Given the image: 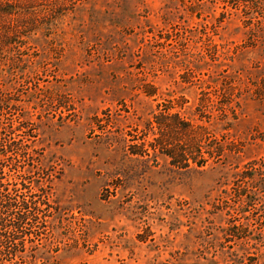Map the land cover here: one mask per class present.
Masks as SVG:
<instances>
[{"label":"rangeland","instance_id":"obj_1","mask_svg":"<svg viewBox=\"0 0 264 264\" xmlns=\"http://www.w3.org/2000/svg\"><path fill=\"white\" fill-rule=\"evenodd\" d=\"M46 4L52 7L45 13L62 14L57 27L35 36L37 44L17 40L0 58V89L7 95L0 144L12 143L0 161L6 226L0 248L26 252L0 255V263L264 264V192L257 204L237 211L236 194L246 183H234L233 169L264 161V99L256 97L264 32L258 43L235 15L222 19L220 0ZM189 29L202 38H186ZM205 33L217 44L250 47L230 76L238 80L239 98L227 131L216 116L230 99L206 108L210 89L199 78L181 82L182 62L192 54L185 47L202 52ZM168 35L183 43L170 46ZM208 57L204 80L212 73ZM224 75L215 76L219 86ZM146 85L157 88L154 96L144 93ZM185 107L188 115L201 113L199 123L228 145L226 167L211 162L203 171H183L165 152L153 153L160 135L154 115ZM4 204L18 209L11 213ZM17 214L26 220L20 223Z\"/></svg>","mask_w":264,"mask_h":264},{"label":"trees","instance_id":"obj_2","mask_svg":"<svg viewBox=\"0 0 264 264\" xmlns=\"http://www.w3.org/2000/svg\"><path fill=\"white\" fill-rule=\"evenodd\" d=\"M49 1L50 0H0V58L6 50L13 49L17 44V40L25 39L37 44L38 39H35V36L42 33L43 36L46 37L44 31L53 30L57 27V23L61 18L59 16L62 14L57 11L58 9L53 11L52 14L45 13L47 10L46 7L50 6L46 4ZM220 2L223 3V6L219 16L225 20L228 19L229 16L235 15L242 21L244 27L249 29L252 39L259 43L262 38L261 34L264 32V0H220ZM194 3V1L191 2V4ZM204 27L207 28V25H204ZM196 28L198 29V27ZM171 29L169 28L166 31L172 32ZM195 30L189 29L186 31V33H188L186 38H202L198 36L199 32H195ZM194 33H197V35ZM204 36L206 40L202 45V52L194 53L192 51L193 49L188 48L186 45V52H192V54L186 57L182 62L184 72L180 75L182 79L181 82L192 84L194 80L199 78V80L205 84V89H210L208 92H204L207 93L204 95L208 96L205 99L207 102L205 104H208L204 105L206 108L210 106L212 109L215 105V101L219 103L224 97L230 99L223 102L222 105L224 107L218 110V115L216 116L217 119L222 122L220 124L221 130L227 131L232 126V120L237 119L238 106L236 104L233 106V102H236L235 98H239L236 93V90H239L237 89L238 80L235 78L232 79L230 76L235 74L236 77L238 72L234 70L236 60L240 57V54H243L246 50H250V47L249 45H245L246 43L234 45L233 47L230 46L229 43L217 44L211 39L210 34L205 33ZM165 37L166 43L170 41L169 39H174V41L169 44L170 46H174V43H183L181 40L182 38L177 39L174 38L173 35ZM208 56H210L212 61L209 60L212 63L206 66L208 70H212V73H208L209 80H204L202 77L206 75V73H204L206 67H203L207 62L206 58H209ZM226 61H229V63ZM16 65L19 66L17 68H20L19 63H16ZM212 66L218 70L213 71ZM21 73L23 72L21 71ZM222 73L225 74V79L221 80L219 86L218 81H215V76L221 75ZM2 74L3 72L0 70L1 78H3ZM253 85L256 84L253 83ZM214 89L217 91L215 94L211 92ZM256 91V97H260V100L264 99V77H262L258 85H256ZM156 92L157 88L154 85H146L144 87V93L147 96L152 97ZM211 94L215 95L214 100L209 97ZM201 101L203 102V100ZM6 103L7 95L0 89V108H4ZM201 106L203 107V105ZM187 108L188 107H185L184 113L180 111L177 113H170L169 110H166L154 115L155 127L159 130L160 135L154 138V144L151 145L153 153L156 154L158 151L165 152L164 155L170 159L171 164L183 171H203L206 167L210 166L211 162L214 165L217 164L226 167L227 164H225L224 161H226L225 153L226 150H228V145L226 146L217 135H212V133L208 132L209 127L204 125V123H199V121H203L201 113L194 112L188 115ZM230 117L232 119H230ZM209 118H211V115ZM17 119H21V117L18 115ZM1 120L2 118H0V121ZM102 134H105V132L102 131ZM222 137L224 138V135ZM3 141V137L0 135V142ZM11 144L12 143L0 144V161L6 156L4 149H8ZM229 151L231 153L232 149H229ZM233 169L237 170L234 176V183L237 185L240 180L246 183L239 187L236 194L238 198V209L236 210L244 212L247 211L246 208L250 205L257 204L260 199V194L264 192V161L257 162L253 160L245 164L243 168L236 165ZM2 179L3 174L0 173V181ZM253 189H255L254 193L250 191ZM21 206L22 209H29L28 203H23ZM1 208L11 213L18 209L14 205L8 204L2 205ZM16 216L20 223L26 220L24 215L17 214ZM1 222L2 221H0V230H4L6 226ZM11 227L14 229L20 228L19 225H12ZM1 243L0 241V244ZM6 251V248H0V255L4 254L5 258L8 255L14 258L22 257V255L26 253L25 250H9L7 253H4ZM12 257L10 258L13 260ZM0 264H4V261Z\"/></svg>","mask_w":264,"mask_h":264}]
</instances>
